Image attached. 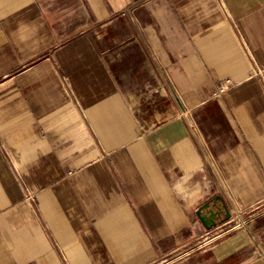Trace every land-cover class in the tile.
<instances>
[{
	"label": "crops",
	"instance_id": "crops-1",
	"mask_svg": "<svg viewBox=\"0 0 264 264\" xmlns=\"http://www.w3.org/2000/svg\"><path fill=\"white\" fill-rule=\"evenodd\" d=\"M0 264H264V0H0Z\"/></svg>",
	"mask_w": 264,
	"mask_h": 264
},
{
	"label": "water",
	"instance_id": "water-1",
	"mask_svg": "<svg viewBox=\"0 0 264 264\" xmlns=\"http://www.w3.org/2000/svg\"><path fill=\"white\" fill-rule=\"evenodd\" d=\"M214 209L210 208V203L206 202L196 209V215L205 228L210 229L215 226L218 220L228 219L226 204L221 201L220 204L212 202Z\"/></svg>",
	"mask_w": 264,
	"mask_h": 264
},
{
	"label": "built area",
	"instance_id": "built-area-1",
	"mask_svg": "<svg viewBox=\"0 0 264 264\" xmlns=\"http://www.w3.org/2000/svg\"><path fill=\"white\" fill-rule=\"evenodd\" d=\"M230 84H231V81H230L229 79L224 80V81L222 82V85H221L220 88H221L222 90H223V89H226V88H228V87L230 86ZM241 224H242L241 221L233 220V224H229V226H230V227H233V228H238V227L242 226ZM224 234H225V232H220L219 234H217V235L215 236V238L218 237V236H222V235H224Z\"/></svg>",
	"mask_w": 264,
	"mask_h": 264
},
{
	"label": "rangeland",
	"instance_id": "rangeland-1",
	"mask_svg": "<svg viewBox=\"0 0 264 264\" xmlns=\"http://www.w3.org/2000/svg\"><path fill=\"white\" fill-rule=\"evenodd\" d=\"M229 224H233V221L228 222Z\"/></svg>",
	"mask_w": 264,
	"mask_h": 264
}]
</instances>
